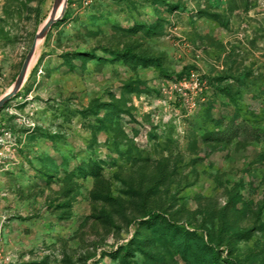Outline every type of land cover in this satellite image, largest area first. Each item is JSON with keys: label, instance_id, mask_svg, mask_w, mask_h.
<instances>
[{"label": "rangeland", "instance_id": "obj_1", "mask_svg": "<svg viewBox=\"0 0 264 264\" xmlns=\"http://www.w3.org/2000/svg\"><path fill=\"white\" fill-rule=\"evenodd\" d=\"M55 0H0V99ZM0 110V264H264V0H67Z\"/></svg>", "mask_w": 264, "mask_h": 264}, {"label": "water", "instance_id": "obj_2", "mask_svg": "<svg viewBox=\"0 0 264 264\" xmlns=\"http://www.w3.org/2000/svg\"><path fill=\"white\" fill-rule=\"evenodd\" d=\"M66 2H67V0H55L52 13H51L48 21L44 24V26L42 27L40 32L37 34L36 39L33 42L32 46H31V48H30V50H29V52H28V54H27V56L23 62V65L21 67V70L19 72V75L16 79V82H15L13 88L11 89V91L8 94H6L5 96H3L0 99V110L10 100V98H12L18 92V90L22 86V84L26 78V73H27L31 58L33 57L35 50H36L37 40L43 39L46 36V34L48 33V31L52 28L54 23L57 22L61 18V16L64 13V8L66 6ZM61 4H63L62 12H61L60 16L58 18H56L55 12Z\"/></svg>", "mask_w": 264, "mask_h": 264}, {"label": "bare ground", "instance_id": "obj_3", "mask_svg": "<svg viewBox=\"0 0 264 264\" xmlns=\"http://www.w3.org/2000/svg\"><path fill=\"white\" fill-rule=\"evenodd\" d=\"M62 9H63V4H61L59 7H58V9L56 10V12H55V17L56 18H58L59 16H60V14H61V12H62ZM41 42H42V39H39V40H37V43H36V50H35V53H34V55H33V57L31 58V61H30V64H29V67H28V70H27V73L29 72V70H30V68L32 67V65H33V62L35 61V59H36V57H37V50L39 49V47H40V44H41ZM26 73V74H27ZM11 91V90H10Z\"/></svg>", "mask_w": 264, "mask_h": 264}, {"label": "trees", "instance_id": "obj_4", "mask_svg": "<svg viewBox=\"0 0 264 264\" xmlns=\"http://www.w3.org/2000/svg\"><path fill=\"white\" fill-rule=\"evenodd\" d=\"M212 257H213V264H218V261H217V253L213 250L212 251Z\"/></svg>", "mask_w": 264, "mask_h": 264}]
</instances>
